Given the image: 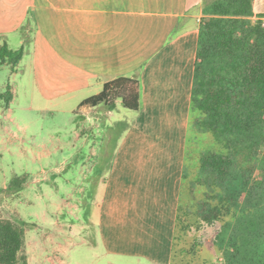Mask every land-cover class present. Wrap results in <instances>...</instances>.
Returning a JSON list of instances; mask_svg holds the SVG:
<instances>
[{"label": "crops", "instance_id": "1", "mask_svg": "<svg viewBox=\"0 0 264 264\" xmlns=\"http://www.w3.org/2000/svg\"><path fill=\"white\" fill-rule=\"evenodd\" d=\"M205 3L0 0V46L9 47L5 40L19 33L21 48L31 45L34 71L51 88L66 90L62 94L93 88L99 95L121 78L139 83L141 108L131 111V119L125 116L128 130L99 192V234L107 255L148 264L175 259ZM254 12L264 14V0H254ZM81 103L91 121L104 113L114 118L125 108L120 100L113 110Z\"/></svg>", "mask_w": 264, "mask_h": 264}, {"label": "rangeland", "instance_id": "2", "mask_svg": "<svg viewBox=\"0 0 264 264\" xmlns=\"http://www.w3.org/2000/svg\"><path fill=\"white\" fill-rule=\"evenodd\" d=\"M21 39L12 33L4 43L18 51ZM25 48V59L15 72L9 65L0 66V92H6L9 84L14 92L9 110L0 102V221L23 233L16 264H148L107 255L98 225L102 181L128 130L125 118L131 119V110L120 107L114 118L104 113L101 121H91L80 112V103L99 91L84 88L62 94L66 90L51 88L34 71V54H28L31 45ZM210 152L226 153L193 122L173 264L224 262L216 236L239 212L232 209L213 225L203 224L197 216L208 192L198 182L201 158ZM261 176L258 171L254 182ZM15 179L20 188L11 190Z\"/></svg>", "mask_w": 264, "mask_h": 264}, {"label": "trees", "instance_id": "3", "mask_svg": "<svg viewBox=\"0 0 264 264\" xmlns=\"http://www.w3.org/2000/svg\"><path fill=\"white\" fill-rule=\"evenodd\" d=\"M203 15L191 124L212 135L226 153L201 158L198 182L208 192L197 216L213 225L238 210L237 218L225 221L216 236L223 264H264V14H255L254 0H215L205 3ZM24 56V47L13 51L0 46V66L15 70ZM12 100L9 84L0 92V102L8 110ZM119 100L128 110H140L137 80L109 82L81 107L106 104L113 110ZM258 171L262 176L255 183ZM11 185V190L20 188L18 179ZM23 242L16 226L0 221V264H16Z\"/></svg>", "mask_w": 264, "mask_h": 264}]
</instances>
